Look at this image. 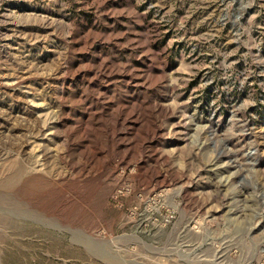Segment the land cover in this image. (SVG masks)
I'll return each mask as SVG.
<instances>
[{"label":"rangeland","instance_id":"rangeland-1","mask_svg":"<svg viewBox=\"0 0 264 264\" xmlns=\"http://www.w3.org/2000/svg\"><path fill=\"white\" fill-rule=\"evenodd\" d=\"M0 264H264V0H0Z\"/></svg>","mask_w":264,"mask_h":264}]
</instances>
